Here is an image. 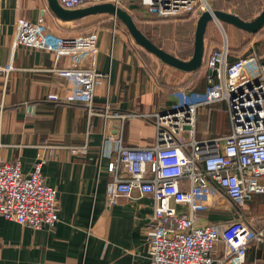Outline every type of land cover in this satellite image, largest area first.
<instances>
[{"label": "built area", "instance_id": "obj_1", "mask_svg": "<svg viewBox=\"0 0 264 264\" xmlns=\"http://www.w3.org/2000/svg\"><path fill=\"white\" fill-rule=\"evenodd\" d=\"M136 0H58L66 10L101 3L122 7ZM148 15L170 19L182 15L198 18L211 10L207 0H139ZM45 19L36 22L16 19L11 42L17 47L52 54L55 60L97 56L96 34L65 38L46 28ZM206 89L203 94H175L170 107L152 114H120L106 104L97 107L96 88L105 75L93 64H79L53 70L68 80L67 92L47 95L58 104H80L88 119H102V139L108 146L109 175L106 196L109 206L134 194L150 195L154 202L147 239L149 264H246L252 244L264 242V213L244 219L196 225L200 211L223 209L231 203L242 210L255 195L264 197V58L254 50L233 62L228 46L204 56ZM7 73L9 68H3ZM224 103L229 134L223 137H196L197 111ZM148 121L154 139L145 147L123 144L128 119ZM120 129L111 132V122ZM85 143L70 150L85 154ZM44 158L30 174L22 173L19 162L0 158V216L33 230L54 228L58 222L57 191L41 173ZM187 206L180 212L177 206ZM223 243L226 254L217 259L216 246Z\"/></svg>", "mask_w": 264, "mask_h": 264}, {"label": "crops", "instance_id": "obj_2", "mask_svg": "<svg viewBox=\"0 0 264 264\" xmlns=\"http://www.w3.org/2000/svg\"><path fill=\"white\" fill-rule=\"evenodd\" d=\"M47 3L0 0V158L19 162L24 174H30L34 164L44 158L41 173L45 182L56 189L60 211L54 228L40 230L10 223L0 216V264H149L147 239L154 208L152 197L136 193L109 206V148L102 139V119L89 120L82 105L53 103L47 95L65 93L69 88L68 80L53 70L86 63L95 65L105 75L95 91L96 106L109 104L116 113L152 114L168 108L173 103V97L166 92L170 89L156 78L157 71L135 62L127 52L129 34L120 21L100 14L66 22L56 18ZM138 4L139 0L125 2L121 8L134 20L137 17L144 21L149 15ZM21 18L30 22L43 18L48 30L65 38L94 31L98 38L97 56L55 60L50 53L23 47H17L12 54L14 24ZM160 66L164 67L162 74L168 70L191 74L162 62ZM6 67L7 73L3 71ZM172 83L174 80L166 81L167 85ZM192 88H188L190 93L201 94ZM209 108L202 110L209 115ZM214 120L213 136L198 140L220 136L217 119ZM110 125L115 134L121 124L113 120ZM124 125L125 146L145 147L152 143L154 128L150 122L134 118ZM85 143V154L70 153ZM177 209L186 212L187 206ZM263 213L264 197L255 195L242 210L226 202L223 209L198 212L196 225L239 218L248 221ZM216 249L217 259L226 254L223 243L217 244ZM247 250L246 264H264V242L252 244Z\"/></svg>", "mask_w": 264, "mask_h": 264}, {"label": "rangeland", "instance_id": "obj_3", "mask_svg": "<svg viewBox=\"0 0 264 264\" xmlns=\"http://www.w3.org/2000/svg\"><path fill=\"white\" fill-rule=\"evenodd\" d=\"M212 10H221L230 14H234L245 21L253 20L264 8V0H207ZM138 7H140L138 5ZM136 18V25L141 32L149 37L157 47L170 53L181 59H189L193 53L194 33L196 27V21L198 18H194L189 15H182L178 18L163 19L158 18L155 15H149L144 21ZM90 34H96L94 31L82 33L77 36H86ZM61 36V35H60ZM75 36V37H77ZM127 52H130L135 62L145 65L151 71H157L156 78L160 83L170 89L168 94L174 96L175 94H193L188 91V88L195 87L199 79L205 75V65L191 73L185 75L184 73L170 71L162 74L164 67L160 66V61L154 56L147 54L139 46H136L133 39L128 35ZM205 53L211 50H216L222 46H228V53L235 59L245 57L249 55L253 50L257 54L264 58V27L255 35L247 33L235 25L221 22L216 23L214 20L209 21L205 34H204ZM212 48L208 50L209 48ZM174 80L175 83L167 85L166 81ZM174 84V85H173ZM194 95V94H193ZM224 111L219 110L218 122L220 126L226 127L229 125L228 117L226 114V106L223 103ZM210 110V112L208 111ZM209 115L204 111H198L196 124L197 139L201 136H213L212 128V114L214 110L211 107L206 110ZM212 113V114H211ZM211 114V115H210ZM210 120V122H209ZM219 126V127H220ZM217 127V128H219ZM198 131V132H197ZM227 132V130H226Z\"/></svg>", "mask_w": 264, "mask_h": 264}, {"label": "water", "instance_id": "obj_4", "mask_svg": "<svg viewBox=\"0 0 264 264\" xmlns=\"http://www.w3.org/2000/svg\"><path fill=\"white\" fill-rule=\"evenodd\" d=\"M49 10L62 21H74L86 16L106 14L120 21L125 27L134 43L142 48L145 52L154 56L163 64L185 73H193L199 70L204 62L205 45L204 34L209 21L214 20L216 23L226 22L235 27L250 33L257 34L264 27V8L251 21H245L234 14L221 10H207L203 12L196 21L193 53L189 60H182L170 53L157 47L151 42L137 27L132 16L120 7L110 3H101L75 10H66L62 8L58 0H47Z\"/></svg>", "mask_w": 264, "mask_h": 264}, {"label": "trees", "instance_id": "obj_5", "mask_svg": "<svg viewBox=\"0 0 264 264\" xmlns=\"http://www.w3.org/2000/svg\"><path fill=\"white\" fill-rule=\"evenodd\" d=\"M189 18H190V15H189ZM134 21H136V19ZM147 38H149V37H147ZM228 60L231 63V62L235 61L236 59L233 56H230L229 53H228ZM204 65L205 64L203 63V67H204ZM206 77H207V72L205 71L204 77H202V78L199 79V82H198V84L195 87L194 86H193V88L191 87L192 90H194V91H196L198 93L203 94L204 93V90L206 89V86H207ZM210 107H211V110H214V112H213L214 114H213V117H212V123H214V121H215L214 119L216 118L217 119V123L220 126L221 124H219V122H218V116H219V112H220L219 110H221V112L224 111V108H223L222 103H217V104H214V105H212ZM202 109L203 108L198 109V110L199 111L200 110L203 111ZM197 113H198V111H197ZM228 127L229 126L227 125V123H226V127L220 126L219 127L220 129L219 130L217 129L218 130L217 131L218 134H220V136H218V137L226 136L228 134V132H229ZM226 130H227V132H226Z\"/></svg>", "mask_w": 264, "mask_h": 264}]
</instances>
